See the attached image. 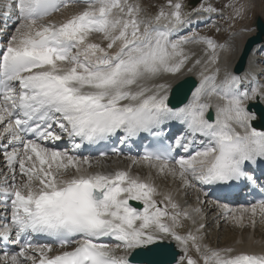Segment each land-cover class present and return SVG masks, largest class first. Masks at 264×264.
<instances>
[{"label":"snow or ice","instance_id":"obj_1","mask_svg":"<svg viewBox=\"0 0 264 264\" xmlns=\"http://www.w3.org/2000/svg\"><path fill=\"white\" fill-rule=\"evenodd\" d=\"M70 3L85 6L60 21L49 19ZM224 7L233 9V20L247 18L244 5ZM184 9V0H167L154 15H146L138 0H0V40L14 28L0 46V243L18 245L11 253L0 249V264H131L130 255L136 264H161L167 241H175L182 253L167 264H264V251L204 243L205 224L196 219L201 207L182 210L150 178L130 170L91 171L89 157L46 144L66 137L74 152L84 142L119 136L124 144L147 134L163 145L165 128L179 122L185 131L174 144L129 157L132 163L178 178L185 188L194 182L257 183L250 173L264 164V130L253 122L264 119V109H251L254 102L264 105V68L255 70L264 60L251 58L239 71L244 48L237 33L224 43L198 33L173 39L192 15L218 11L211 4L191 13ZM188 44L206 45L207 59L194 58ZM198 66H203L199 85L189 103L170 107L169 85L158 81ZM197 134L207 141H201L202 150L172 156L179 149L189 152ZM112 152L120 154L115 147ZM106 155L101 152L95 161L98 168ZM130 201L141 202L142 210ZM219 207L237 226L246 215L253 227L257 216L264 222V200L239 209ZM185 220L195 227L181 234L177 229ZM35 235L54 238L60 250L32 243ZM102 237L118 243L98 242Z\"/></svg>","mask_w":264,"mask_h":264},{"label":"bare ground","instance_id":"obj_2","mask_svg":"<svg viewBox=\"0 0 264 264\" xmlns=\"http://www.w3.org/2000/svg\"><path fill=\"white\" fill-rule=\"evenodd\" d=\"M84 6L85 5L83 3H76V4L70 3V6L67 9H62V11L60 13H56L55 15L50 17L49 19H51L53 21H60L63 18L67 17L68 15L79 11ZM256 17H261L263 19V17L260 14H257L253 18V22L255 21ZM209 21H210V19L208 18V16L206 14H199V16L198 15H192L191 16V24L185 25V28L183 30L179 31L178 34L174 35L172 38L176 39V38H180L183 36H191L193 33H197L199 31L198 29H200V26L203 27ZM252 25H253L252 30H250L248 33L243 32L241 34L242 28L233 32V33L238 34L236 37L238 44L243 45L245 40L249 36L254 35L255 27H254V24H252ZM13 31H14V28H12V27L8 28L7 32L4 35V38L2 40H0L1 44L6 43L8 36H10ZM199 33H200V35H205L204 33L200 32V31H199ZM211 38L213 39V37H211ZM92 39L99 42L100 36L98 34H94ZM225 41H230V35L228 36L227 39H225L223 41H219V42L216 41V42L217 43H224ZM205 48H206V45H204V44H188L185 46V49L187 51H189L190 53H195L194 58H201V59L206 60L207 56H206L205 51H204ZM261 48H264V41H262L261 43L256 44L254 46V48L252 49V51L250 52V54L246 60V64L244 66V69H246L248 67L249 60L251 58H254L257 62L264 60L262 58V57H264V56H262V55H264V51H259V49H261ZM222 62H223V59H222ZM191 66H192L191 63H189L188 67H191ZM202 67L203 66H198L192 72H188L187 69H184L182 73L177 74L175 76H172L171 74H166L164 76V78L160 79L158 82L159 83H168L169 87H168L167 92L169 91L171 86L176 83V81L178 79H180L181 77H184V76H188V75L195 78L196 82H198V85H199V80H200L199 72L202 70ZM261 68H264V65H262L260 63H257L255 65L256 71H259ZM167 95H168V93H167ZM191 97L189 98L188 103L191 100ZM215 102H216V98L213 97L212 103L215 104ZM212 110L214 111V115H215V108L213 107ZM257 130H260V129H257ZM9 150H11V149H9ZM85 156H87V155H85ZM90 159L93 161V167H92L91 171L101 170V171L108 172V171H114L117 169L130 170L133 175H140L141 177L150 178L151 181L157 186L159 191H161V192L170 191L173 194L174 199L181 205L182 210L187 209L190 211L191 208H194L197 206L201 207L202 211L198 216H196V219H197L198 223L205 224V228L203 230H201V235H203L205 238L204 243L208 244L210 247H212V248H224V247L231 246V247L236 248L237 250H244V251L253 252V253H257V254L264 251V222H262L260 220L259 216L256 217V224L254 227L251 224L247 215L245 216V219L243 221L242 226L235 225L234 223L231 222V220L229 218L230 213H229V216H225L222 214V210L220 209L219 205H222V204L226 205V204L223 202H218L216 200L211 199L205 193L204 189L202 188V186L198 182H194L193 187L185 188V187L181 186L178 178H173V177H171L169 175H165V174H159L156 169L149 168L143 164H133L131 159L105 158L102 160V164L104 165V167H102V168H98L95 165V161L97 160V158L92 157ZM3 168H4L3 162L0 161V170H3ZM16 179H17V182H19L22 179V177L19 174L18 167H17ZM197 198H199V201H201L202 203H199ZM157 199H160V198L157 197ZM161 207H163V205H161ZM228 208L229 209H239L242 207L241 206H235V207H231V208L228 207ZM243 208H245V207H243ZM0 215H4L2 210H0ZM182 223H183V227L177 229L181 234H186L187 231L193 230L195 227L192 224L191 220H185ZM0 224H2V223H0ZM211 226L214 229L209 232V229ZM217 241H220V242L218 243ZM167 242H171L174 244V246L178 252V256H177V259H178L179 256L182 254L179 246L176 244L175 241H167ZM116 243H118V242L115 241L114 238H111V240L109 241L108 244L114 246ZM43 244H47V243H43ZM54 249L58 250L56 248H54ZM118 254H122V253H118ZM190 254L194 258L197 256L194 249L191 250Z\"/></svg>","mask_w":264,"mask_h":264},{"label":"rangeland","instance_id":"obj_3","mask_svg":"<svg viewBox=\"0 0 264 264\" xmlns=\"http://www.w3.org/2000/svg\"><path fill=\"white\" fill-rule=\"evenodd\" d=\"M191 1L192 0H184L185 12L191 13L193 8H199L202 4H211L213 7L218 9L216 13H200L206 14L210 21L203 27L200 26V29H198L208 37H213V39L217 42L227 39L230 33H233L241 28L247 27L252 30L253 18L257 14H260L264 19V0H200L194 5L191 4ZM138 2L141 3L142 7L145 9L146 15H154L161 7L167 4V0H138ZM229 3H234L237 7L244 5L247 10V18L245 20L231 19L233 9L224 7V5ZM165 11H167L166 7ZM217 28L220 29L219 32L217 31ZM250 30L246 31V33ZM199 31L197 32L198 34H200ZM262 58L264 59V57ZM212 226L210 227L209 232L214 229ZM217 242L219 243L220 241Z\"/></svg>","mask_w":264,"mask_h":264},{"label":"water","instance_id":"obj_4","mask_svg":"<svg viewBox=\"0 0 264 264\" xmlns=\"http://www.w3.org/2000/svg\"><path fill=\"white\" fill-rule=\"evenodd\" d=\"M197 1H194L193 3H196ZM254 27L256 28V32L254 35L249 36L244 44H243V53H242V59L239 60L238 70L242 71L244 69V66L246 64V60L248 58V55L250 54L252 48L256 45L264 41V20L261 17H256L254 21ZM197 84L196 79L192 76H187L181 81H179L177 84H175L171 90L168 97V104L172 107L179 106L180 104L184 103L187 98L189 97L192 89ZM257 112H260L263 108L262 105L254 104L253 107ZM211 116L212 112L210 111ZM254 126L258 128L264 129V119L257 120L253 123ZM166 243L167 246V254L159 257L158 260L161 262V264H167L168 261L171 260L172 256H177L178 252L174 249V246L172 243ZM130 261L136 262L133 257H130Z\"/></svg>","mask_w":264,"mask_h":264}]
</instances>
